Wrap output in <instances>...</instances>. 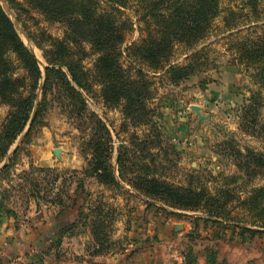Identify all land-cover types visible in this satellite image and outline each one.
I'll return each mask as SVG.
<instances>
[{
	"label": "rangeland",
	"instance_id": "1",
	"mask_svg": "<svg viewBox=\"0 0 264 264\" xmlns=\"http://www.w3.org/2000/svg\"><path fill=\"white\" fill-rule=\"evenodd\" d=\"M6 3L44 64L29 48L38 74L14 52L7 55L11 74L23 85L13 101L0 99V132L12 114L19 117L17 129L0 142V166L15 150L0 170V264H264V233L251 235L248 230L255 227L238 201L247 190L264 186V168L250 180L235 165L239 150L264 153V92L230 64L227 50L238 33L264 26V0L255 7L247 0H220L221 12L201 45L206 47L199 65L203 81L192 82V76L172 84L161 72H148L144 123L124 116L122 105L104 101L97 53L87 42L73 44L71 56L84 88L71 85L84 99L85 111L79 100L66 99L56 71L69 80L71 74L54 58L49 37L64 39L66 25L26 0ZM121 10L128 27L125 49L140 30L133 3ZM191 52L179 45L174 59L183 64ZM121 64L136 76L125 53ZM226 67L235 72L232 95L214 97V86L224 96L229 93L219 75ZM244 106L249 111L242 118ZM98 161L112 170L115 183L100 179ZM145 178L210 193L227 186L230 219L171 207L142 189Z\"/></svg>",
	"mask_w": 264,
	"mask_h": 264
},
{
	"label": "trees",
	"instance_id": "2",
	"mask_svg": "<svg viewBox=\"0 0 264 264\" xmlns=\"http://www.w3.org/2000/svg\"><path fill=\"white\" fill-rule=\"evenodd\" d=\"M259 1L247 0V4L255 7ZM26 3L66 25L64 39L49 36L54 58L61 66H66L71 74L69 80L66 73L56 71L61 78L65 98L79 100L85 111L84 99L71 85L74 83L84 88L71 56L73 44L87 42L97 53L95 65L104 101L112 105H122L124 116L143 123L147 121L146 100L150 95L151 86L147 78L148 72H161V76H167L170 83L179 84L204 71L199 65L206 47L201 45L221 12L220 0H26ZM129 3H133L140 36L122 49L127 39L128 27L121 17V9L128 8ZM179 45H184L192 51L186 56V62L183 64L174 59L175 48ZM227 50L232 56L230 64L246 72L258 86L257 92L263 93L264 26L245 35L238 33L231 40ZM9 52H14L31 72L39 73L35 56L0 4V99L8 102L16 99L23 85L22 78L11 74L12 66L7 56ZM124 53L126 60L135 66L136 76L125 72L121 64ZM255 95L259 96L258 93ZM254 97L250 98V102ZM33 102L34 97L29 105L30 110ZM248 107L244 106L242 118L247 116ZM18 118L17 113L12 114L0 132V142L10 130L17 129ZM261 128L264 134V124ZM235 165L251 180L257 173H262L258 172V168H264V153H256L246 148L245 153L239 150L238 162ZM96 168L104 182H116L112 170L105 162L98 161ZM237 179L239 177L233 178ZM142 181L143 190L171 207L187 211H205L211 217L230 219L229 201L232 192L227 186L210 193L191 185H169L154 178H145ZM246 193L248 194L243 198L239 197L238 201L244 213L250 215V222L255 227V230L248 231L253 236L263 234L264 186L253 187ZM91 232L93 237L99 240L94 224Z\"/></svg>",
	"mask_w": 264,
	"mask_h": 264
},
{
	"label": "water",
	"instance_id": "3",
	"mask_svg": "<svg viewBox=\"0 0 264 264\" xmlns=\"http://www.w3.org/2000/svg\"><path fill=\"white\" fill-rule=\"evenodd\" d=\"M0 4L3 7L4 11L7 13V15L10 17V19L12 20L16 30L18 31L19 35L21 36L22 40L25 42V44L28 46V48L34 53V55H36L37 59L40 60V62L43 63V58L40 56V54L37 51L36 46L34 45V43L32 42V40L29 38V36L26 34V32L24 31V28L22 27L21 23L19 22V20L17 19L16 15L14 14V12L10 9V7L8 6V4L6 3V0H0ZM44 66V70H46V66ZM45 82V77L41 83V89L44 85ZM40 89V90H41ZM39 97V96H38ZM39 102V98H37V102H36V107L38 105ZM35 113H36V108L33 112L32 115V119L35 117ZM24 135L22 134L18 140V144L19 145L23 139ZM15 150H13L9 156L6 158L5 163L0 166V170L3 169L6 165V163H8V161L10 160L11 156L14 154Z\"/></svg>",
	"mask_w": 264,
	"mask_h": 264
},
{
	"label": "crops",
	"instance_id": "4",
	"mask_svg": "<svg viewBox=\"0 0 264 264\" xmlns=\"http://www.w3.org/2000/svg\"><path fill=\"white\" fill-rule=\"evenodd\" d=\"M232 70V68L231 67H226V68H223V69H220V73H219V75L224 79V80H227V83L230 85V88H229V93H228V95L226 96H224L223 95V93H222V91H218V90H220L221 89V87H219V88H216V86H214V87H212L211 88V93H212V95L214 96V97H219V98H227V97H229V96H231L232 94H231V90H232V88H233V82H234V80H235V72H230ZM230 74H232L231 76H230ZM206 77V74L205 73H202V74H198L197 76H194V79L192 80V82L193 81H203L204 80V78ZM134 243V242H133Z\"/></svg>",
	"mask_w": 264,
	"mask_h": 264
}]
</instances>
